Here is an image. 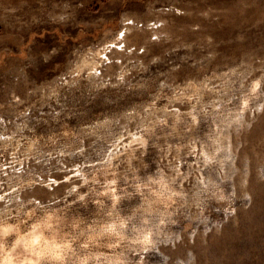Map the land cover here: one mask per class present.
Wrapping results in <instances>:
<instances>
[{
    "label": "rangeland",
    "instance_id": "rangeland-1",
    "mask_svg": "<svg viewBox=\"0 0 264 264\" xmlns=\"http://www.w3.org/2000/svg\"><path fill=\"white\" fill-rule=\"evenodd\" d=\"M0 264H264V0H0Z\"/></svg>",
    "mask_w": 264,
    "mask_h": 264
}]
</instances>
